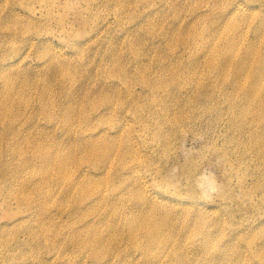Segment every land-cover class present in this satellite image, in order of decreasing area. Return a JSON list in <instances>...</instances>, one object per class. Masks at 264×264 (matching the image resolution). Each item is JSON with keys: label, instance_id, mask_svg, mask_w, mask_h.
<instances>
[{"label": "rangeland", "instance_id": "374dc122", "mask_svg": "<svg viewBox=\"0 0 264 264\" xmlns=\"http://www.w3.org/2000/svg\"><path fill=\"white\" fill-rule=\"evenodd\" d=\"M240 2L246 10L229 16ZM262 14L264 0H0V264H98L92 233L122 251L115 264L146 263L123 220L148 214L132 194L172 206L163 242L190 248L204 228L217 246L263 242L264 156L246 151L228 113L206 97L225 107L222 92L198 91L218 88L214 80L186 75L185 91L169 82L171 64L184 71L196 56L182 35L222 38L224 52L226 39L245 32L261 50ZM89 139L115 145L109 170L95 168ZM131 164L139 170L128 177ZM178 199L202 203L203 214ZM186 253L194 264L216 262Z\"/></svg>", "mask_w": 264, "mask_h": 264}, {"label": "bare ground", "instance_id": "6f19581e", "mask_svg": "<svg viewBox=\"0 0 264 264\" xmlns=\"http://www.w3.org/2000/svg\"><path fill=\"white\" fill-rule=\"evenodd\" d=\"M233 9L234 11L229 12V16L231 17L236 16L235 13L237 12H244L246 10L245 5L243 6L241 2L235 3ZM247 15H244L242 19L251 16ZM228 28L234 30L235 26L229 25ZM195 30L196 29H194L192 37H190L192 33H189L187 35H182L180 40L184 43L190 42L189 46L192 50L191 52L196 56L189 61L191 63L189 65L191 66L184 71L177 69L175 62L171 64L170 69L173 72L170 74L169 82L179 88V90L185 91L187 89L182 90V87L185 86L187 83H185V81H188L190 77L193 78L195 82H199L203 77L209 79L210 82L214 80L213 82H216L218 88L212 87L211 84H206L201 90L198 89V91L208 95L213 94L214 91H220L225 95L222 96L226 102L225 107L221 106L218 97L216 99L213 96L206 97L214 100L215 103L213 106L215 109L228 113L230 125L243 134L238 142L243 144L246 151L255 152L254 155L252 152L249 153L258 161L260 158L259 155L264 156V49H257L255 47L256 41L250 39L244 32L240 42L235 38L226 39L224 41L225 51L219 52V44L222 43V38H206L200 35L199 30ZM256 30L259 31V34L264 33V14L259 17ZM258 39H260V37H258ZM197 51H199V53ZM186 75L190 77L185 80L187 77ZM201 75H203V77ZM230 83H232V89H228V84ZM195 86L196 90L198 86ZM239 93L242 95H239ZM0 112L2 117L7 115V106L5 104L0 106ZM125 117H127V115H125ZM91 140L92 139L87 140L89 155L98 159L99 163L95 168L98 172L109 170V168L114 165L113 151L115 145H106V142H103L99 143L98 146V143ZM123 162L124 160L118 162L116 165L117 171L121 170L119 166L123 164ZM57 166L60 172L64 171V162L62 160L57 163ZM138 170L139 168H137L136 165L131 164L128 166L127 171L123 173L130 177V175L133 176L137 174ZM103 176L100 177L101 180L106 179V176ZM121 178L126 179L124 177ZM135 179L138 180L140 186L149 184L145 175H141L140 178ZM87 190L88 188H82L84 193ZM169 193L170 198H175L174 196L177 197L178 195L180 196L179 192L176 191ZM155 198H157V196L153 197L150 195L148 197L145 195L135 197L132 194L131 199L140 201V207L143 210L147 209L148 214H143L139 217L127 213L123 215V220L128 226L129 237H131L136 248H138L144 256L148 257L144 264H194L192 260L194 257H185L182 255L183 253L187 255L186 252L198 255V257L202 259H210L212 256H215V264H245L242 259L247 258V253H250L258 255L259 259H261L259 264H264V241L257 245L254 242L248 241L251 246L248 250H243L238 246L234 247L228 243L217 246L209 243V239H203V237H207L205 228L197 232V234H203L205 236L199 239V242L198 240L194 241L196 243L190 248H184L183 244L180 245L176 241L168 240L163 242V240L172 237V234L164 235V228H169L170 224L173 222V218L168 214L172 206H168L167 202H162V200H156ZM124 199V194H122L117 200L112 201L115 210L119 209ZM177 203H183L182 205L187 206L186 208L189 210L200 211L196 213L203 214L202 209L204 205L200 202H189L185 199H178ZM153 208L155 210H158V208L162 209V212L165 214L158 215L155 211H152ZM195 217L194 221L197 219L196 215ZM138 233H141L144 237L141 243L136 242V235ZM86 242L91 245L94 257L96 261L99 262L98 264H115L117 260L121 259L122 251H113L116 245L114 246L112 242L104 243L103 238L101 239L99 237V233L90 234ZM105 246L109 249L105 248ZM160 246L163 247L161 250H159ZM110 249L112 250L109 251ZM233 260L235 262H233Z\"/></svg>", "mask_w": 264, "mask_h": 264}]
</instances>
